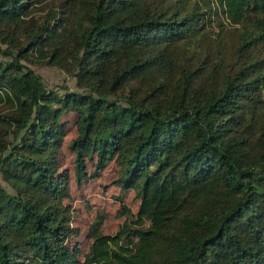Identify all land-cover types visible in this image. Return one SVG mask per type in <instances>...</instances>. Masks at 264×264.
Masks as SVG:
<instances>
[{"label":"trees","instance_id":"1","mask_svg":"<svg viewBox=\"0 0 264 264\" xmlns=\"http://www.w3.org/2000/svg\"><path fill=\"white\" fill-rule=\"evenodd\" d=\"M70 117L140 199L85 253ZM0 264H264V0H0Z\"/></svg>","mask_w":264,"mask_h":264},{"label":"rangeland","instance_id":"2","mask_svg":"<svg viewBox=\"0 0 264 264\" xmlns=\"http://www.w3.org/2000/svg\"><path fill=\"white\" fill-rule=\"evenodd\" d=\"M45 83L52 87L67 85L74 88V82L55 70H37ZM68 136L63 150V169L68 170L72 177L71 183V204L74 208V228H77L78 237L74 239L80 246L82 253H85L91 244L88 238V231L98 217H103L101 233L113 235L117 233L125 221L123 213L126 209L136 213L140 204L137 191L121 188L115 182L117 173L115 166H110L106 171H98L95 164L89 165V177L81 187H78L74 178V154L69 149L71 140L76 137L73 128V118H69Z\"/></svg>","mask_w":264,"mask_h":264}]
</instances>
